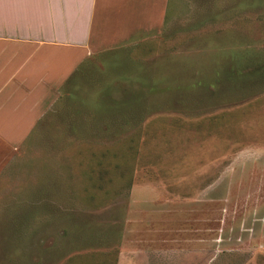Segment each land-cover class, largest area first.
Returning a JSON list of instances; mask_svg holds the SVG:
<instances>
[{"label": "rangeland", "instance_id": "obj_1", "mask_svg": "<svg viewBox=\"0 0 264 264\" xmlns=\"http://www.w3.org/2000/svg\"><path fill=\"white\" fill-rule=\"evenodd\" d=\"M260 63L264 0H170L160 39L89 57L0 144V264H264Z\"/></svg>", "mask_w": 264, "mask_h": 264}, {"label": "crops", "instance_id": "obj_2", "mask_svg": "<svg viewBox=\"0 0 264 264\" xmlns=\"http://www.w3.org/2000/svg\"><path fill=\"white\" fill-rule=\"evenodd\" d=\"M169 5L170 0H0V144L12 148L25 140L89 57L160 39Z\"/></svg>", "mask_w": 264, "mask_h": 264}, {"label": "trees", "instance_id": "obj_3", "mask_svg": "<svg viewBox=\"0 0 264 264\" xmlns=\"http://www.w3.org/2000/svg\"><path fill=\"white\" fill-rule=\"evenodd\" d=\"M86 63V62H85ZM83 65L84 63L76 69V71L70 76V78L68 79V81L66 82V84L68 85V83L74 79L75 77L79 76V75H82L83 73ZM253 74V76L255 75V77L253 78V83L252 85H260L262 88H264V63H260L258 66H255L254 69L250 72ZM66 85V86H67ZM66 86L64 87V89L66 88ZM264 91V89H263ZM139 98H141V96H139ZM127 106L129 105H122V106H119L117 108H112V107H107L106 108V111H115V115H123V114H126L128 112V110H133L134 108H131L130 106L127 108ZM136 110V116H142L143 112H145V108H142L139 106V108L135 109ZM124 116V115H123ZM123 123H127L126 120L123 121ZM105 155V154H103ZM104 158V156H103ZM105 162V161H104ZM104 162L102 161V166H101V163L100 162H96L98 164L99 167H103L102 171H101V168H100V173L101 174H104V175H109L111 172H110V169H108L107 167L110 166V163H106L104 164Z\"/></svg>", "mask_w": 264, "mask_h": 264}]
</instances>
